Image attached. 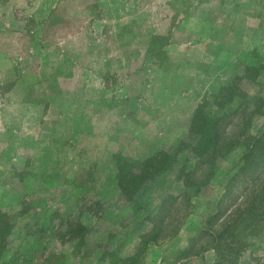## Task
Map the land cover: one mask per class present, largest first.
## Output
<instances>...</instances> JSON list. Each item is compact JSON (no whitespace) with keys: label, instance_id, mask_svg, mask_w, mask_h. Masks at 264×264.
<instances>
[{"label":"crops","instance_id":"1","mask_svg":"<svg viewBox=\"0 0 264 264\" xmlns=\"http://www.w3.org/2000/svg\"><path fill=\"white\" fill-rule=\"evenodd\" d=\"M163 2L175 15L187 13L184 28L193 38L167 41L164 48L180 52L178 59L187 68H163L152 47L139 53L136 64L126 50L123 29L158 28L156 13L162 12ZM211 2L0 0V132L8 134L16 155L27 149L31 157L21 182L28 178L29 186H40L38 177L59 186L61 177L72 180L64 173L70 166L87 173L71 187L89 185L93 170L103 175L94 186H106V173L115 177L117 152L126 149L147 158L162 149L173 136L166 125L179 123L173 110L197 105L232 72L228 59L236 51L227 49L224 30L214 32L216 21L209 15L215 8L226 10L225 2L216 7ZM19 10L42 24L22 22ZM147 12L154 13V21L151 14L146 18ZM116 29H122L120 36H114ZM143 40L163 47L151 36ZM187 76L191 82L184 87L169 82ZM76 161L87 168L77 167Z\"/></svg>","mask_w":264,"mask_h":264},{"label":"rangeland","instance_id":"2","mask_svg":"<svg viewBox=\"0 0 264 264\" xmlns=\"http://www.w3.org/2000/svg\"><path fill=\"white\" fill-rule=\"evenodd\" d=\"M186 1L179 0L181 3H186ZM219 1L212 0V7L219 6ZM223 1L226 10L215 8L216 10L210 12L209 15L216 21L214 32H218L219 29L224 30L223 33L228 39L227 49L230 52L236 51V56L228 59L227 70L231 68L232 72L229 71L225 77L219 79L214 90L206 96L209 101L206 111L218 117L231 113L240 103L246 102L251 121L248 122V126H246L247 122L239 126H246L245 136H242L232 151L217 162L216 174L212 180L201 188L197 195H193L192 204L186 210L187 215L184 217L180 230L172 237H164L141 247V235L149 231L151 226L138 222L146 215V211L131 215L129 208L126 209V199L117 183V164L114 157L115 177L112 180L110 173L107 172L105 177L109 180V185L106 186L103 183L100 187L94 186V182L98 178L101 180L103 175L96 170H91L90 178L93 181L89 178L86 180V182L90 180L89 185L71 187V183H77L87 173L80 171V168L73 170L70 166L64 173L68 179L72 180L67 183L64 177H61L58 179L59 186L55 184L49 186L48 183L46 185L44 179H38V177L37 183L41 184L40 186H29L28 178L26 184L21 182V178L26 176L25 170L28 169V161L31 157L27 149L18 150L19 154L16 155L14 153L16 151L11 148V141H7L8 134L1 131L0 211L5 212L9 217L10 230L6 238V250L2 252L0 263L5 261L8 264H198L205 261L206 264H214L216 252L212 249L205 252L204 259L189 258L185 255V251L189 248L191 239L199 234L204 219L216 211V204L224 197L226 185L230 181L228 172L235 169L234 165L241 158L246 143L252 136L264 130V0H253L252 4L250 0ZM221 3L223 4L222 0ZM234 7L239 10L233 11ZM18 13L23 18L22 22L27 20L33 24H42L36 19L35 22L32 21L30 16H24L25 14L20 10ZM188 14L190 16V13ZM146 15V18L149 16L152 21L156 16L157 19L161 18L157 20L159 25L155 28L157 34L155 29L143 27L132 26L123 29L125 30L124 36L129 41L126 44V50L132 58L136 59L135 63L140 62L139 53L152 47L151 50L159 58V64L163 68L170 70L187 68L184 66L183 59H178L180 52L164 50L168 45H165L167 41L177 42L193 38V35L184 28L187 13L179 12L175 15L163 2L162 12H157L156 16L149 12ZM171 17L174 18V28L169 26ZM233 27H235L234 30ZM121 30L116 29L114 36H120ZM195 30L198 31L199 28L196 27ZM149 36L152 40L157 39L156 44L162 43L163 47H155L150 43L148 45L143 39ZM178 63H181L179 67ZM191 65L189 64L188 67L191 68ZM247 66L253 68L248 69ZM237 75L239 78L234 80L238 87L237 91L235 93H228L227 90L221 92L222 87L229 84ZM188 77L171 79L169 82L174 81V85L176 84L178 88L184 87L191 82ZM3 85L4 89L7 88V83ZM256 95L262 98L253 99ZM222 102L227 103L223 105ZM198 104L194 106L188 104L186 107L181 106L179 110H173L175 113L173 118L177 117L179 123L166 125L167 130L170 129L169 131L173 132V136L171 135L169 142L164 143L160 150L168 153L179 150L175 154L177 161L156 182L150 183L147 187L143 195L149 207L148 211L154 212L160 203V197L166 193L179 195L185 190L180 174L183 170L193 167L196 161L191 158L188 149H180L179 145L183 140L188 145L195 144L199 140V135L190 131L191 121ZM229 120H234L231 134L236 130L235 125L240 118L231 117ZM117 153L138 158L126 149ZM76 164L77 167L82 166V169L87 168L79 161H76ZM234 171L232 170V173ZM64 173L63 176H65ZM44 178L52 177L44 175ZM47 181L51 180L47 179ZM111 181L114 182L111 183ZM70 221H81L86 230L85 235L82 237L65 235L61 238V234L69 230L67 224ZM61 223L63 226L60 229L57 228ZM73 227L70 228L71 231ZM58 230L59 233H57ZM244 243H246V248L239 264H264L263 224L255 231H247Z\"/></svg>","mask_w":264,"mask_h":264},{"label":"trees","instance_id":"3","mask_svg":"<svg viewBox=\"0 0 264 264\" xmlns=\"http://www.w3.org/2000/svg\"><path fill=\"white\" fill-rule=\"evenodd\" d=\"M238 78L239 75L222 87L221 92L227 90L228 93H235L238 87L234 80ZM261 98L256 95L253 99ZM208 102L205 98L198 104L191 121L190 131L199 135L198 142L188 145L183 140L179 145L180 149H188L191 158L196 161L193 167L183 170L180 174L185 190L179 195L166 193L160 197V203L154 212L148 211L149 207L143 194L150 183L156 182L177 161L175 154L179 150L173 153L160 150L144 159L122 153L114 156L117 164V183L126 199V209L129 208L131 215L146 211V215L138 222L151 226L149 231L141 235L142 248L150 242L172 237L180 230L187 215L186 210L192 204L193 195H197L201 188L212 180L216 174L217 162L232 151L242 136H245V128L251 121L246 102L240 103L231 113L218 117L207 113ZM231 117L240 118V121L235 125L236 130L230 134L234 124V120H229ZM243 122H247L246 126L239 127ZM234 168V173L232 170L228 172L230 181L226 185L224 197L216 204V211L204 219L199 234L191 239V244L185 251L187 257L204 259L205 252L212 249L216 252L214 264H239L246 248V232L255 231L262 224L264 226V130L249 139ZM62 226L63 223L57 228ZM67 227L69 230L64 231L61 238L65 235L82 237L86 233L81 221H70ZM72 227L73 231L70 229ZM9 230V217L0 211V258L6 250ZM0 264L8 263L3 261ZM198 264L206 263L203 261Z\"/></svg>","mask_w":264,"mask_h":264}]
</instances>
